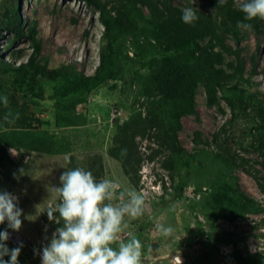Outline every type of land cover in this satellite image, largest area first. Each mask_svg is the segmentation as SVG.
<instances>
[{"label":"rangeland","instance_id":"rangeland-1","mask_svg":"<svg viewBox=\"0 0 264 264\" xmlns=\"http://www.w3.org/2000/svg\"><path fill=\"white\" fill-rule=\"evenodd\" d=\"M233 2L236 5L237 0ZM15 3L16 0H0V26ZM172 3L184 8L192 6L193 0H172ZM193 6L208 15L215 12L206 0H196ZM20 7L26 23H37L39 37L43 40L42 56L49 59L51 68L73 64L81 70L92 71L87 62L97 53L95 38L104 31L99 12L81 0H21ZM144 10L149 14L148 9ZM0 28V47L3 49L10 44L12 34L4 27ZM243 35L239 44L230 35L227 43L237 48L245 60V76L251 75L255 55L257 74L252 76L256 82L252 90L260 89L264 95V32L257 34L251 30L244 31ZM14 48L24 49L22 56L14 58L10 53H4L2 58L19 63L26 61L32 52L27 39L15 43ZM134 54L130 46L129 55ZM225 56L226 63L222 67L230 70L228 62L234 60L235 55L225 53ZM131 80L128 77L127 80L104 84L86 94L84 101L77 103L75 110L70 112L56 106L58 81L38 78L34 92H29L26 90L28 79L18 80L13 71L0 69V143L7 149V154L0 150V191L17 196L18 207L23 213L18 232L7 228V221L0 225V231L9 232L10 239L6 241L9 249L23 243L18 264H41L43 247L50 243L55 230L63 226L62 222L58 224L50 220L45 212L50 205L58 203L53 187L60 186L59 177L66 169L84 168L85 160L94 153L102 156V178L118 182L122 189L135 188L147 193L144 214L135 219L126 217V231L135 234L144 246L143 264H180L177 256L184 257L181 264H239L240 260L254 253L264 255V236L261 235L264 233V212L249 213L231 221L218 216L226 204L225 199L215 200L220 179L229 173L238 179L242 191L264 205V190L261 188L264 184L261 164L264 148H257L264 126L260 131L254 128V125L264 123V106L252 112L250 119L237 118L234 127L228 125L229 131L223 133L220 128L232 118L229 105L225 100L220 101V108L224 111L219 105L209 106L204 89H200L198 113L184 116L183 128L179 132L181 146L194 156H169L166 152L151 160L148 155L158 147L155 138L138 136L136 143L145 160L140 182H137L110 153L117 126L139 111L143 117L149 114L145 106L131 110L130 102L135 98L140 97L139 101L145 103L153 100L138 79L134 85H130ZM5 96L7 104L3 102ZM67 101L72 102V98L64 102ZM116 103L121 104L115 106ZM113 109L116 112L113 113ZM16 114H19L18 119ZM156 118L160 121L163 116L159 114ZM43 130L54 135L51 151L27 150L23 145L19 150L9 145L16 137L29 136L20 138V143L34 139L35 134ZM196 131L202 132L203 138L210 142L207 146L200 144L199 151L194 148ZM217 132L219 135L215 137ZM242 157L245 158L244 166L239 165ZM176 186H182L184 193L174 200ZM196 187L202 190L195 192ZM54 215L58 217L59 213ZM157 224L171 226L173 234L157 233ZM202 231L207 235L199 241ZM245 235L246 238L237 239L236 243L231 241L235 236ZM9 259V256L4 257V260Z\"/></svg>","mask_w":264,"mask_h":264},{"label":"trees","instance_id":"trees-1","mask_svg":"<svg viewBox=\"0 0 264 264\" xmlns=\"http://www.w3.org/2000/svg\"><path fill=\"white\" fill-rule=\"evenodd\" d=\"M81 1L99 12V19L105 27L100 50L101 63L95 74L86 75L73 64L51 68L49 59L42 56L43 40L39 37L37 23L35 21L26 23L22 16L21 0H16L0 26L12 34L10 44L3 49L0 47V69L5 72L13 71L18 80L28 79L26 90L29 92H34L38 78L58 81L55 90L58 97L56 106L70 112L75 110L77 103L84 101L83 97L86 94L104 84L131 77L130 85H134L138 79L140 86L149 92V97L153 100L145 103L139 101L140 97L135 98L130 102V108L136 110V106L139 108L145 106L148 107L149 114L143 117L139 111L118 125L110 150L112 156L125 166L135 181L140 182V171L145 160L136 143L138 136L151 140L155 138L153 140L158 147L154 149L152 155H148L151 160L166 152H169V156L182 154L194 156V153L186 152L181 146L179 132L183 128L182 118L198 113L197 95L200 89H204L209 106L219 105V109L224 111L222 107L220 108V101L225 100L229 105L232 118L220 128L223 133L229 131L228 125L234 127L237 118L250 119L252 112L264 106V95L260 89L252 90L256 84L252 76L257 74L255 55L252 57L251 75L245 76V60L237 48L234 49L227 43L229 35L238 44L244 36V30L236 27L237 22L243 19V13L234 5L233 0H225L222 4H219V0H206L215 12L208 15L203 11H197L199 19L191 25L182 22L183 8L174 5L172 0ZM144 9H148L149 14H146ZM250 23L255 33L264 32V20L256 19ZM1 36L0 32V39ZM22 39H27L32 46L27 62L18 65L4 60L2 58L4 53H10L14 58L22 56L24 49L14 48L15 43ZM130 46L135 53L133 56L129 55ZM225 53L235 55V59L228 62L230 70L222 67L226 63ZM141 69L145 71L142 72ZM69 97L72 98V102H64ZM121 103H116L115 106ZM159 114L163 116L160 121L156 118ZM254 126L260 131L264 123ZM48 131L43 130L35 134L34 139H25L24 143H20L19 140L29 138L28 135L16 137L9 145L19 150L23 145L27 150L51 151L54 135ZM202 135L200 131L195 132L196 151H199L200 144L205 146L210 144ZM257 148H264V132L260 135V144ZM0 150L7 154L6 146L2 143ZM241 159L239 165L244 166L245 158ZM168 160L169 158L166 161ZM85 161L84 169L92 171L97 180L101 179L104 166L100 153H94ZM261 164L264 167V161ZM164 165L167 166L168 162H164ZM232 178L234 181H231ZM220 181L215 200L218 202L222 197L226 204L220 209L221 213L218 216L232 221L249 213L264 212L262 202L242 191L236 177L226 173ZM261 188L264 190V184H261ZM174 189L173 199L181 198L184 188L176 186ZM201 190V187L195 188V192ZM206 235L202 231V239L199 237L198 240L205 239ZM261 235L264 236V233ZM246 237L235 236L231 241L236 243L237 239ZM239 264H264V255L254 253L240 260Z\"/></svg>","mask_w":264,"mask_h":264},{"label":"clouds","instance_id":"clouds-1","mask_svg":"<svg viewBox=\"0 0 264 264\" xmlns=\"http://www.w3.org/2000/svg\"><path fill=\"white\" fill-rule=\"evenodd\" d=\"M195 2L193 0L192 6L182 9L183 23L191 25L199 19V9L193 6ZM224 2L219 0V4ZM236 7L243 13V19L236 25L238 29L251 31L253 25L250 21L264 20V0H237ZM104 32L105 27L101 36L95 38L98 49L87 62L92 71L83 70L86 75L95 74L101 63ZM29 55L26 61L13 62L18 65L27 62ZM3 102L7 104L6 96ZM59 180L60 186L53 187L58 203L50 205L45 212L50 220L58 224L62 222L63 226L55 230L50 243L43 247L41 264H143L144 246L135 234L126 231V217L135 219L144 214L147 193L135 188L122 189L118 182L109 178L97 180L91 171L82 167L66 169ZM55 213L59 216L56 217ZM22 214L18 197L0 191V225L7 221V228L18 232L22 226ZM155 231L171 236L174 229L157 224ZM9 239L8 230L0 231V264H18L24 245L20 243L9 249L6 244ZM5 256L10 259L4 260Z\"/></svg>","mask_w":264,"mask_h":264},{"label":"water","instance_id":"water-1","mask_svg":"<svg viewBox=\"0 0 264 264\" xmlns=\"http://www.w3.org/2000/svg\"><path fill=\"white\" fill-rule=\"evenodd\" d=\"M176 259L178 262H180V261L182 262L185 260L184 257H181V256H177Z\"/></svg>","mask_w":264,"mask_h":264},{"label":"flooded vegetation","instance_id":"flooded-vegetation-1","mask_svg":"<svg viewBox=\"0 0 264 264\" xmlns=\"http://www.w3.org/2000/svg\"><path fill=\"white\" fill-rule=\"evenodd\" d=\"M16 235H17V233H15ZM21 237V236H20ZM17 240H19V239H17Z\"/></svg>","mask_w":264,"mask_h":264}]
</instances>
